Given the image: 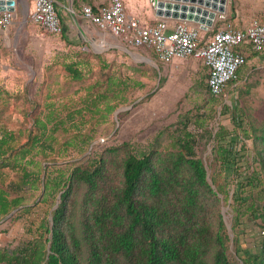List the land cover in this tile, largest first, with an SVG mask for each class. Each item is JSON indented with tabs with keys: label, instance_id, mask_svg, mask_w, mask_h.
I'll use <instances>...</instances> for the list:
<instances>
[{
	"label": "rangeland",
	"instance_id": "374dc122",
	"mask_svg": "<svg viewBox=\"0 0 264 264\" xmlns=\"http://www.w3.org/2000/svg\"><path fill=\"white\" fill-rule=\"evenodd\" d=\"M69 1L59 0L58 5L63 19L71 24L77 12ZM244 8L248 22L253 17L264 16V0H248ZM31 11L27 4L17 8L9 35L0 32V125L13 130L34 129L37 133L35 118L44 117L47 103L52 102L59 118H66L65 125L55 132L57 161L53 164L71 169L106 153L112 158L113 171L123 153L121 150L107 153L108 148L126 141L149 147L157 141L161 130L168 127L160 136L158 163L162 164L175 152L170 146L172 136L188 128L196 135L195 148L207 167L210 183L214 173L219 180L226 175V170L221 171L215 139V132L225 126L236 132L223 143L233 145L232 155H237L238 167L228 172L230 196L225 199L219 194L218 208L231 224L234 206H241L245 212L236 231L227 225L228 254L235 263L243 264L244 256L260 252L264 241V180L252 189L243 185L254 170L263 176L256 152L264 148V66L247 62L225 93L214 96L208 89L207 67L201 59L175 58L165 62L151 49L129 46L110 32L104 38L108 45L98 47L94 41L101 37L100 29L86 17L77 20L88 28L85 34L69 30L65 36L63 32L50 33L32 21ZM238 19L242 22V16ZM76 60L82 62L86 74L82 80L73 79L65 66ZM110 78L126 82L122 97L110 99L101 95H113L109 91ZM106 101L116 102L118 106L105 119L102 115L106 112ZM95 104L100 110L96 111ZM201 115L206 116L203 125L199 122ZM64 126L69 130L64 131ZM244 128L250 130V136L243 133ZM26 133L23 139L27 138ZM83 133L93 136L85 150L68 146V136ZM7 170H10L8 180L20 177V172ZM235 190L241 194L237 202L233 199ZM83 191L82 188L70 198L71 224L80 238ZM23 193L27 196L26 204L0 219V247L11 253H27L37 241L49 247L53 215L61 202V192L47 200H41L40 190L25 189ZM253 202L258 211L248 209ZM82 243L84 259L87 246ZM213 259L214 251L209 256L210 264Z\"/></svg>",
	"mask_w": 264,
	"mask_h": 264
},
{
	"label": "trees",
	"instance_id": "16d2710c",
	"mask_svg": "<svg viewBox=\"0 0 264 264\" xmlns=\"http://www.w3.org/2000/svg\"><path fill=\"white\" fill-rule=\"evenodd\" d=\"M61 19L64 24L62 16ZM63 35L66 36L65 30ZM81 65L77 60L65 64L75 80L86 76ZM110 81L109 91L113 95H101L110 99L122 97L126 82L114 78ZM47 106L44 117L35 118L37 133L34 129L13 130L0 125V219L26 204L25 189L40 190L41 200L61 192V202L53 215L52 240L49 247L37 241L27 253H11L0 247V264H210L213 251L212 264H237L229 257L226 242L230 236L218 208L219 194L225 199L230 196L228 172L238 167V157L232 155L233 145L223 143L235 131L221 126L215 132L218 161L226 175L219 180L214 173L212 183L203 159L198 157L196 135L188 128L172 136L170 146L175 152L162 164L158 163L160 136L168 127L161 130L157 141L149 147L126 141L108 148L107 153L117 150L123 153L115 171L112 158L106 153L69 169L53 164L57 161L55 132L65 125L66 118H59L52 102ZM117 106L116 102L106 101L102 117L106 119ZM95 107L100 110L98 104ZM205 121L206 116L201 115L200 124ZM68 130L64 126V131ZM26 132L28 136L23 139ZM243 133L250 136L248 128ZM92 139L91 134L83 133L68 136L66 142L83 151ZM256 155L263 176L254 170L243 185L246 189L258 187L264 180V148L257 149ZM7 168L20 172V177L8 180ZM82 188L80 238L71 224L70 198ZM240 197L235 190L234 201ZM240 207L234 206L235 231L245 213ZM257 207L253 202L248 209L258 211ZM83 241L87 246L84 259ZM242 261L264 264V241L260 252L244 256Z\"/></svg>",
	"mask_w": 264,
	"mask_h": 264
},
{
	"label": "built area",
	"instance_id": "2783aa9c",
	"mask_svg": "<svg viewBox=\"0 0 264 264\" xmlns=\"http://www.w3.org/2000/svg\"><path fill=\"white\" fill-rule=\"evenodd\" d=\"M58 2L33 0L34 10L30 14L32 21L53 34H61L64 29ZM82 13L103 31L129 46L151 49L162 61L189 57L203 60L208 89L214 96L222 95L230 82L238 78L251 51H264V20L259 17H253L243 27L222 23L214 26L217 19L226 18L225 12L219 13L212 25L186 19L172 23L163 16L147 22L129 15L124 0H109L96 9L84 5ZM15 18L16 11L0 8V30L8 32Z\"/></svg>",
	"mask_w": 264,
	"mask_h": 264
},
{
	"label": "crops",
	"instance_id": "0c3cea01",
	"mask_svg": "<svg viewBox=\"0 0 264 264\" xmlns=\"http://www.w3.org/2000/svg\"><path fill=\"white\" fill-rule=\"evenodd\" d=\"M108 1L109 0H70L69 1L70 7L76 9L75 12H77V16H73L71 18L72 19L71 24H70V20H68V19L64 20L63 19L64 20V24H63L64 29L63 30H65V34L67 35L69 30L71 32H74V33L77 32L79 34H85L87 32L88 28L83 27L77 21V20L81 19V17H85L82 13L83 6L84 5H91L94 8H97L100 5L107 3ZM247 1L248 0H228L227 11L225 12L226 18H224L223 20L217 19L214 26L217 24H221V23L225 24L226 26H235V27L246 26L249 23L248 22L249 17L244 14L245 13L244 5L247 3ZM124 3L126 5V10H127V13L129 15L139 16L147 22H152V21L156 20L157 18L161 17V16L157 15L156 8L153 5L152 0H124ZM25 4H27L28 9L31 7L32 11L34 10L33 0L17 1V8L19 9L21 6L25 7ZM58 4H59V2H58ZM58 7H59V5H58ZM16 15H17V11H16ZM217 15H219V13ZM60 16H61V14H60ZM238 16H242V22L239 21ZM167 18L172 23H175V22L180 20V18H173V17H167ZM233 18H234L235 22H233V20H232ZM261 19L264 20V16ZM91 23H93V22H91ZM10 29L6 33L3 32V33H5V36H6V34L9 35ZM0 32H2V31L0 30ZM100 33H101V37L98 39L104 40V38L108 32L100 29ZM95 39L98 40L97 38H95ZM104 41H106V40H104ZM106 43H109V42L106 41ZM248 62H259L262 66H264V51H261V52H254V51L252 52L251 51L249 53Z\"/></svg>",
	"mask_w": 264,
	"mask_h": 264
},
{
	"label": "water",
	"instance_id": "95a60500",
	"mask_svg": "<svg viewBox=\"0 0 264 264\" xmlns=\"http://www.w3.org/2000/svg\"><path fill=\"white\" fill-rule=\"evenodd\" d=\"M17 1L23 0H0L1 9L17 11ZM157 15L192 20L212 25L218 13L227 11L228 0H153ZM26 19H24V22ZM227 225L232 224L225 217Z\"/></svg>",
	"mask_w": 264,
	"mask_h": 264
},
{
	"label": "bare ground",
	"instance_id": "6f19581e",
	"mask_svg": "<svg viewBox=\"0 0 264 264\" xmlns=\"http://www.w3.org/2000/svg\"><path fill=\"white\" fill-rule=\"evenodd\" d=\"M95 45L100 47V46H105V45H108L107 43L104 42V40H102V42L98 41V40H95L94 41ZM134 55V54H133ZM135 56H137V54H135ZM142 58H144L143 56H141ZM137 58V57H136ZM139 59V58H138ZM149 62H153L152 59L150 58H146ZM154 63V62H153Z\"/></svg>",
	"mask_w": 264,
	"mask_h": 264
}]
</instances>
